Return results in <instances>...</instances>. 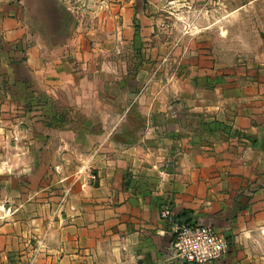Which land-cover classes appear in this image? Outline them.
I'll list each match as a JSON object with an SVG mask.
<instances>
[{
    "label": "crops",
    "instance_id": "0c3cea01",
    "mask_svg": "<svg viewBox=\"0 0 264 264\" xmlns=\"http://www.w3.org/2000/svg\"><path fill=\"white\" fill-rule=\"evenodd\" d=\"M146 10L143 0H0V264H189L172 254L166 203L230 241L204 264H264V84L233 86L236 38L215 21L206 28L218 42L195 52L209 62L206 83L145 71L139 95L120 65ZM172 110L183 127L157 126L153 112Z\"/></svg>",
    "mask_w": 264,
    "mask_h": 264
},
{
    "label": "rangeland",
    "instance_id": "374dc122",
    "mask_svg": "<svg viewBox=\"0 0 264 264\" xmlns=\"http://www.w3.org/2000/svg\"><path fill=\"white\" fill-rule=\"evenodd\" d=\"M143 2L147 10L141 15H146L148 18L142 19L141 16L134 14L135 41L133 45L122 46L124 60L120 65L122 69L133 70L132 74L135 76L125 79L127 80L125 83L133 84V90L139 95L149 85L150 75H146L145 71L153 72L160 81L161 73L168 69L173 86L176 84L175 76L178 73L182 74L188 80L187 82L191 80V84L199 82L201 78L202 83H206L205 81H208L211 76L202 74L209 71L210 65L208 66V60L203 61L199 57L196 58L198 56L196 53L201 51L208 56L207 51L210 45L214 46L218 42L217 32L206 28L215 21L231 22L229 23L230 31L233 38H236L233 45V58L226 62L231 64L232 70L228 75L233 77V86L241 84L240 86L246 87L264 84V0H152V4L149 0H143ZM105 12L101 16L102 23L109 20ZM87 20L89 18L85 22ZM145 20L154 22L151 35L148 31L145 30L144 33L142 30L141 23H146ZM193 23H196V26ZM239 38H242L247 45L243 44V49L237 52ZM111 47L110 42L102 43L103 49L110 48L109 52H112ZM168 51L170 59L165 62ZM110 63L108 67L111 66ZM213 63L216 64V62ZM217 63L225 74L223 67L225 62L217 61ZM219 76L222 77L218 75L217 78ZM145 100L147 101V98ZM169 103L175 105L177 101L175 98H170ZM183 113L186 111L183 110ZM153 114L159 123L157 126L169 120L167 122H170L169 127H172V131H176L177 127H183L180 124L176 125L179 115L173 110L168 116L161 115L159 111ZM187 118L199 119L194 113H190ZM172 122L175 123L171 124ZM137 127L141 130L144 128L140 125ZM156 130L159 131V129ZM248 138L251 139V136ZM250 142L256 143L252 140ZM261 176L259 179H262Z\"/></svg>",
    "mask_w": 264,
    "mask_h": 264
},
{
    "label": "built area",
    "instance_id": "2783aa9c",
    "mask_svg": "<svg viewBox=\"0 0 264 264\" xmlns=\"http://www.w3.org/2000/svg\"><path fill=\"white\" fill-rule=\"evenodd\" d=\"M91 177L95 178L94 175ZM160 217L171 221L172 254L181 262H213L219 260L231 248L230 241L213 226L176 214L169 203L161 208Z\"/></svg>",
    "mask_w": 264,
    "mask_h": 264
},
{
    "label": "trees",
    "instance_id": "16d2710c",
    "mask_svg": "<svg viewBox=\"0 0 264 264\" xmlns=\"http://www.w3.org/2000/svg\"><path fill=\"white\" fill-rule=\"evenodd\" d=\"M181 216V215H180Z\"/></svg>",
    "mask_w": 264,
    "mask_h": 264
}]
</instances>
